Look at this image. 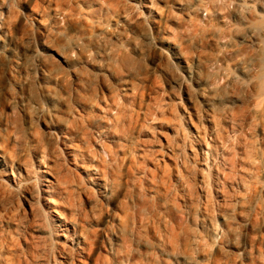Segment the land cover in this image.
Returning a JSON list of instances; mask_svg holds the SVG:
<instances>
[{
	"label": "rangeland",
	"instance_id": "374dc122",
	"mask_svg": "<svg viewBox=\"0 0 264 264\" xmlns=\"http://www.w3.org/2000/svg\"><path fill=\"white\" fill-rule=\"evenodd\" d=\"M0 264H264V0H0Z\"/></svg>",
	"mask_w": 264,
	"mask_h": 264
}]
</instances>
